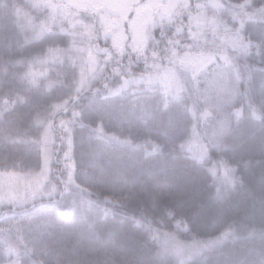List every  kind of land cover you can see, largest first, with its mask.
<instances>
[{
    "label": "trees",
    "instance_id": "1",
    "mask_svg": "<svg viewBox=\"0 0 264 264\" xmlns=\"http://www.w3.org/2000/svg\"><path fill=\"white\" fill-rule=\"evenodd\" d=\"M164 1L0 0V264H264V0Z\"/></svg>",
    "mask_w": 264,
    "mask_h": 264
},
{
    "label": "rangeland",
    "instance_id": "2",
    "mask_svg": "<svg viewBox=\"0 0 264 264\" xmlns=\"http://www.w3.org/2000/svg\"><path fill=\"white\" fill-rule=\"evenodd\" d=\"M46 1L47 0H37V2L40 3V5L44 4ZM134 1H135V3H139L141 0H134ZM152 1L153 0H151V2ZM155 2L162 8L163 12H167V10H168L167 1L155 0ZM161 4H163V5L161 6ZM149 5L150 4L148 2L141 4L140 9L138 11V13H139L138 15L142 14V16H143L144 13L146 12L145 8H148ZM44 24H45V22L43 20H41L37 24V27L39 26L41 29H43L45 27ZM223 38H224L223 40L227 39L226 37H223ZM217 72H218V76L221 77L222 81H224V80L228 81V78L230 79V72L228 70L218 69ZM176 78L174 79L173 83L176 82ZM170 79H172V78L171 77H167V79L163 78V79H160V80L164 84L166 83V81L168 83L167 84L168 85V89H167L168 95L167 96H170V95L174 96V94H172V92L169 90V87L173 86V85L169 86L170 83H171ZM214 84H217V83L214 81ZM176 94H178V92ZM65 107H66L65 103L59 104V105H57L55 107V112L59 111L60 109H64ZM75 108H76V106L73 107V109H75ZM47 125L45 126V128L47 127ZM48 133L50 135V131ZM45 148H47V147H45ZM46 165H47V162H45V166ZM19 176L21 178L24 177L26 181L24 180L22 182V184H18V181L16 183L10 184V182H11L10 180H12L14 178L19 179ZM35 176H37V175H35ZM43 178L44 177H40V175L37 178H35V177H32V175L24 176V175H22L20 173L18 174L16 172L13 173V174L5 176V174L0 172V206L4 207V206H6L4 204H13L16 201H19V202L23 201V197L26 194L29 195V200L28 201L35 200L36 197H38V196L43 194V191L39 190L41 188V185H39V184H42ZM12 187H14V189H12ZM16 191H18V192H16ZM28 203H30V202H28ZM3 225H5V228H8V227L12 226V222L11 221H8L7 223L6 222H1L0 226L3 227Z\"/></svg>",
    "mask_w": 264,
    "mask_h": 264
}]
</instances>
